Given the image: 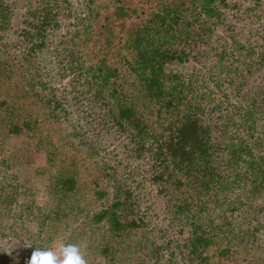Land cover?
<instances>
[{"label": "rangeland", "instance_id": "rangeland-1", "mask_svg": "<svg viewBox=\"0 0 264 264\" xmlns=\"http://www.w3.org/2000/svg\"><path fill=\"white\" fill-rule=\"evenodd\" d=\"M7 1L15 3V18L0 51L6 46L14 53L18 45L20 19L25 9L37 7L41 0ZM63 1L60 7L61 11L64 10L65 18L61 14L54 36L67 41L78 27L79 19L85 17L87 8L90 7L86 0ZM177 1L179 0H94L92 7L100 15L98 26L101 25L99 27L104 32L96 26L97 31L85 52L98 61L104 59V56L110 57L106 53L108 42L111 41L115 46L119 41L118 36L121 34L116 25L123 21L114 18L112 13L115 5L122 2L125 6L136 7L139 12L143 11V17L147 20L150 15L160 13L165 5L171 7ZM233 2L236 6L230 7L232 11H224V18L239 30L235 38L231 34H222V44L232 46L239 57L235 56L231 60L226 56L221 61L222 64L219 63L215 71H211L209 65L203 63V54L199 62L193 57L197 55L196 51L207 49L212 42H204L198 47L189 45L185 42L188 27L184 26L182 34L181 27L178 28L171 46L173 50L186 54L187 58L182 64L169 65L168 68L181 79H177L180 82L179 89L187 102L197 106L205 116L207 112L215 110L210 120L213 119L214 125L213 141L217 147V164L218 161L222 163L227 147L238 143L246 147V153L235 155V163L230 167L232 169H224L228 171L225 177L230 179L229 184H221L222 188L213 190L214 195L225 193L228 201L235 203L233 206L226 202L221 210L204 193L199 196L194 194L193 197L190 195L194 203L191 205L188 202L190 212L203 218L200 224L205 226L206 231V226L213 228L216 237L222 238L225 244L230 243V250L233 251L230 259L236 263L217 255L216 245L211 244V247L206 248L203 258H199V255L193 262H190L191 257L185 251L180 258L175 249L170 247L168 250L165 247L162 258L165 261L160 264H264V179L258 176L259 170L264 171V107L260 108L264 105V66L260 64L264 61V0H230V4ZM199 6V3L185 6L189 10V19L200 13ZM220 29L221 27L217 29V34H221ZM114 53L116 56L111 59L112 68L128 72L127 65L117 52ZM228 62H231V68H227ZM249 69L248 91H242V95L247 94V98L240 100L231 93L232 86L229 82L236 81L237 71ZM57 70L52 74L61 80L62 72L59 75L60 70L58 73ZM70 75L71 71L65 74L64 80H61L62 85L71 79ZM131 75L134 78L133 72ZM21 77L22 74L16 75V71L11 68L0 71V264H26L35 248L47 249L61 238L64 243L80 244L88 264H111L99 252L101 247L116 249V264H153L155 258L149 248L153 240L151 231L132 230L128 237L120 238L112 236L102 222L96 224L92 220V215L104 209L111 201V189L104 176L101 158L106 154L111 155L108 158L112 157L115 148L97 154L79 145L75 141L78 137L70 134L68 125L49 116L48 108L39 103L40 91L25 83ZM127 79L124 82L120 78L124 87L126 83L130 84ZM217 81L221 83V90L215 87ZM232 84L234 87L233 81ZM58 90L62 92L60 88ZM261 101L263 104H260ZM217 103L223 104V110ZM146 106L147 103L142 101L136 104L139 112ZM225 111H229L230 115ZM152 117L153 123L157 122L156 127L168 122L163 113L161 116L157 115L158 120ZM9 121H30L32 128L29 132L13 135L7 128ZM114 140L117 144V138ZM132 155L137 157L133 149ZM122 156L123 154L121 158ZM141 159L143 162L136 160L138 163L135 164H140L143 169L152 168L147 155ZM132 161L126 160L127 163ZM135 164L128 166V183L135 188L134 194L138 193L141 212L149 206L155 209V212L152 211L155 218H152L151 223L160 230L158 237H163L168 231L154 219L165 222V219L171 218L163 209L167 194L159 196V188L151 182L149 175L147 179L137 176L135 172L131 173V167ZM217 164L215 166H219ZM141 179L143 183L139 182ZM66 180L67 187L62 186V182ZM200 212L203 213L200 215ZM172 230V235H176L177 240H182L184 230L177 226ZM10 251H15V254H10ZM172 253L177 257H171ZM4 255L6 256L3 257Z\"/></svg>", "mask_w": 264, "mask_h": 264}, {"label": "trees", "instance_id": "trees-1", "mask_svg": "<svg viewBox=\"0 0 264 264\" xmlns=\"http://www.w3.org/2000/svg\"><path fill=\"white\" fill-rule=\"evenodd\" d=\"M62 1L41 0L37 7L25 9L17 33L16 52H10L6 46L0 51V71L11 68L16 71V75L22 74L21 78L25 83L36 87L40 91L39 103L48 108L49 116L68 125L70 134L78 137L75 141L79 145L97 154L115 148L112 157L108 158L111 155L105 153L106 156L101 158L104 176L111 189V201L104 209L94 213L92 220L96 224L102 222L112 236L120 238L128 237L132 230L151 231L153 240L149 248L155 258L153 264L165 261L162 260L165 247L168 250L170 247L175 249L180 258L185 251L191 257L190 262H193L199 255V258H203L206 248L211 244L216 245L217 255L230 259L233 257L230 243L226 245L222 238L216 237L213 228L206 226V231L205 226L200 224L203 218L190 212L189 203H194V194L199 196L204 193L221 210L226 202L233 206L235 203H230L225 193L214 195L213 190L222 188L221 184H229L230 179L225 177L228 171L224 169L231 170L235 155L246 153V147L240 143L227 147L222 163L218 161L217 164V147L213 141L214 125L213 119L210 120L215 110L207 112L205 116L197 106L187 102L179 89L181 79L168 66L182 64L187 58L186 54L173 50L171 46L178 28L181 27L182 34L184 26L188 27L185 42L189 45L198 47L204 42H212L207 49L196 51L197 55L193 57L199 62L203 54V63H207L211 71H215L226 56L231 60L235 56L239 57L232 46L222 44L223 35L231 34L235 38L239 30L224 18V11H232L230 7L236 4H230V0H179L171 7L165 5L160 13L150 15L145 20L143 11L139 12L138 8L125 6L121 2L120 5H115L112 13L116 20H123L116 25L121 34L118 36L120 39L115 46L109 41L106 53L110 57L104 56V59L98 61L85 52L91 45L99 24L100 15L92 7L94 0H86L90 8H87L85 17L79 19L78 27L67 41L54 36L58 19L61 14L64 16V10L61 11L60 7ZM196 3L200 4V13L189 19V10L185 6ZM14 6V2L0 0V46L13 26ZM219 27L221 34H217ZM99 30L104 32L101 27ZM113 30L114 27L112 33ZM257 41L259 42L258 39ZM58 48L61 50L58 51ZM114 52L127 65L128 72L112 68L111 59L116 56ZM230 64L231 62L227 63V68ZM260 64L264 66V61ZM56 69L60 70L59 73L57 70L59 75L62 72L61 80L71 71V79L62 85V81L52 74H55ZM131 72L134 73V78ZM249 74L250 69L237 71L236 81L229 82L232 86L231 93L240 100L247 98V94L242 95V91H248ZM120 78L124 82L128 78L130 84L126 83L124 87ZM215 87L221 90V83L217 81ZM47 90L49 93H46ZM138 101L147 103V108L139 112L136 108ZM217 104L223 110V104ZM155 113L167 116L166 125L156 127L157 122L152 121V116L158 120ZM225 113L228 114L229 111ZM7 128L13 135H19L29 132L32 122L9 121ZM114 138H117V144ZM132 149L136 158L132 155ZM144 155L151 160L152 168L149 170L148 167L143 169L140 164H135L138 163L136 160L143 162L141 158ZM126 160L133 161L127 163ZM130 164H135L131 167V173L135 172L137 176L147 179L149 175L151 182L159 188V196L167 194L164 195L163 209L171 218H167L168 221L165 219V222L154 219L168 231L163 237H158L160 230L151 223L152 218H155L152 216L155 209L149 206L143 212L139 210L138 193L134 194L135 188L128 183ZM216 164L219 166H215ZM258 176L264 179V171L259 170ZM67 181H63L62 186L67 187ZM139 182L143 183V179ZM175 226L184 230L182 240H177L176 235H172L171 231ZM98 250L108 258L109 263L116 264L117 251L114 247H101ZM10 254H15V251H10ZM170 256L177 257L173 253Z\"/></svg>", "mask_w": 264, "mask_h": 264}, {"label": "clouds", "instance_id": "clouds-1", "mask_svg": "<svg viewBox=\"0 0 264 264\" xmlns=\"http://www.w3.org/2000/svg\"><path fill=\"white\" fill-rule=\"evenodd\" d=\"M26 264H88L80 244L60 241L47 249L35 248Z\"/></svg>", "mask_w": 264, "mask_h": 264}]
</instances>
